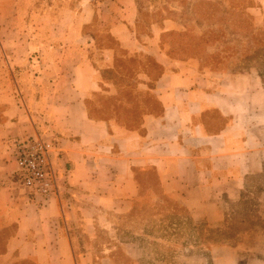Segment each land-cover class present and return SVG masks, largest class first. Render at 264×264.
Listing matches in <instances>:
<instances>
[{
    "label": "crops",
    "instance_id": "1",
    "mask_svg": "<svg viewBox=\"0 0 264 264\" xmlns=\"http://www.w3.org/2000/svg\"><path fill=\"white\" fill-rule=\"evenodd\" d=\"M92 1L0 0V230L15 225L0 264H114L116 247L99 237L118 215L163 194L194 219L219 222L228 201L264 171L257 77L195 72L191 61L170 57L161 35L178 23L142 30L136 0H106L103 19L122 48L166 67L152 91L159 108L136 128L93 117L89 101L104 90L88 56L96 47L85 32ZM254 1L253 13L263 14L264 0ZM30 136L59 141V191L47 203L19 183L8 147ZM122 247L132 260L142 255L133 243Z\"/></svg>",
    "mask_w": 264,
    "mask_h": 264
},
{
    "label": "rangeland",
    "instance_id": "2",
    "mask_svg": "<svg viewBox=\"0 0 264 264\" xmlns=\"http://www.w3.org/2000/svg\"><path fill=\"white\" fill-rule=\"evenodd\" d=\"M136 2L141 8L138 21L142 30L155 23L163 25L169 18L178 23L173 39L178 47L170 57L191 61L195 72L256 76L264 88V13H253V8L259 7L257 2ZM92 3L95 19L85 32L94 35L96 47L88 56L101 73L104 90L90 100L92 111L97 117L114 118L136 128L145 114L159 108L152 91L166 67L148 53L122 48L110 37L103 19V0ZM64 22L71 23L70 16ZM109 49L114 55L107 52ZM167 49L168 45L163 50ZM159 195L155 205L151 204L152 197L147 198L131 212L114 218L115 223L101 233L99 244L107 242L116 247L114 264H264V171L249 178L240 199L228 201L219 222L196 220L187 209ZM14 229L12 225L0 231L2 244ZM125 243H133L141 251L137 261L125 254Z\"/></svg>",
    "mask_w": 264,
    "mask_h": 264
},
{
    "label": "built area",
    "instance_id": "3",
    "mask_svg": "<svg viewBox=\"0 0 264 264\" xmlns=\"http://www.w3.org/2000/svg\"><path fill=\"white\" fill-rule=\"evenodd\" d=\"M16 176L28 193L42 203L58 195L59 185L54 169V157L59 154V141L54 137H14L8 140Z\"/></svg>",
    "mask_w": 264,
    "mask_h": 264
},
{
    "label": "trees",
    "instance_id": "4",
    "mask_svg": "<svg viewBox=\"0 0 264 264\" xmlns=\"http://www.w3.org/2000/svg\"><path fill=\"white\" fill-rule=\"evenodd\" d=\"M106 0H103V3L105 2ZM137 1V0H136ZM253 2H255L254 0H252ZM74 2V1H73ZM72 2V3H73ZM256 3V2H255ZM94 4V3H93ZM137 4H139L137 2ZM141 10L140 6H139V11ZM95 19V17H94ZM139 28H140V24H139ZM177 34L176 31H165L162 33L161 35V47L164 49L166 47V45H168L169 49H167V54L169 55L170 53H173V52H176L177 50V45L175 43V41L173 40L174 39V35ZM94 37V35H93ZM110 37L111 38H115L112 34H110ZM160 64V63H159ZM163 73V72H162ZM161 73V74H162ZM89 113L93 116V117H96V118H100V117H97L94 115L93 111H92V108H91V104H90V101H89ZM232 230V227L230 228ZM2 231V230H0ZM6 244H7V240L5 241V243H1L0 242V253L4 252L5 249H6ZM30 262V261H29ZM28 263V262H26ZM24 263V264H26ZM31 263V262H30ZM32 264V263H31Z\"/></svg>",
    "mask_w": 264,
    "mask_h": 264
}]
</instances>
